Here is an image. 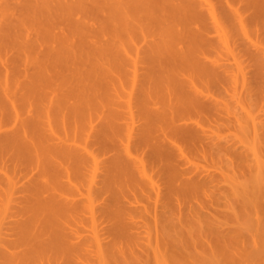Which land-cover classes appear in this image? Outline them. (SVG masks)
Masks as SVG:
<instances>
[{
    "label": "rangeland",
    "instance_id": "1",
    "mask_svg": "<svg viewBox=\"0 0 264 264\" xmlns=\"http://www.w3.org/2000/svg\"><path fill=\"white\" fill-rule=\"evenodd\" d=\"M0 264H264V0H0Z\"/></svg>",
    "mask_w": 264,
    "mask_h": 264
},
{
    "label": "bare ground",
    "instance_id": "2",
    "mask_svg": "<svg viewBox=\"0 0 264 264\" xmlns=\"http://www.w3.org/2000/svg\"><path fill=\"white\" fill-rule=\"evenodd\" d=\"M211 11H212V10H211ZM211 11H210V12H211ZM211 14H212V12H211ZM213 16H214V15H213ZM212 18H213V17H212ZM213 19H215V18H213ZM222 37H223V36H222ZM222 37H221V41H222ZM223 39H224V37H223ZM224 40H225V39H224ZM218 41H219V40H218ZM226 41H228V40H226ZM223 43H224V41H223ZM224 44H226V42H225ZM213 64H214V63H213ZM204 65H206V64H204ZM211 65H212V64H211ZM211 65H210L209 67H212ZM218 65H219V64H218ZM224 69H225V68H224ZM211 70H212V69H211ZM211 70H210V71H211ZM134 71H135V70H134ZM213 71H215V69H214ZM204 72H206V70H205ZM240 74H241V73H240ZM237 75H238V74H237ZM233 76H234V75H233ZM238 76H239V75H238ZM234 78H235V77H234ZM237 78H239V77H237ZM236 80H237V79H236ZM242 80H243V79H242ZM242 80H241V81H242ZM234 81H235V79H234ZM239 83H241V82H239ZM239 83H238L237 85H239ZM235 84H236V83H235ZM3 93H4V91H3ZM4 97H5V96H4V94H3V98H4ZM140 98H141V97H140ZM4 99H6V97H5ZM139 100H140V99H139ZM139 103H140V102H139ZM196 103L199 104L198 102H196ZM5 104H6V103H5ZM7 105H8V103H7ZM4 106H5V105H4ZM196 106H197V105H196ZM199 106H200V104H199ZM202 106H203V104H202ZM254 123H255V122H254ZM254 123H253V124H254ZM254 125H255V124H254ZM7 144H9V141H8ZM94 161H95V160H94ZM94 161H93V162H94ZM137 165H138V164H137ZM138 167H140V166H138ZM138 167H137V168H138ZM137 168H136V169H137ZM142 168H143V165H142ZM143 169H144V168H143ZM137 170H138V169H137ZM144 170H145V169H144ZM139 171H140V170H139ZM140 173H141V172H140ZM140 173H139V174H140ZM143 173H144V172H143ZM141 174H142V173H141ZM141 174H140V177H142ZM142 179H143V178H142ZM147 182H148V180H147ZM153 185H154V184H153ZM153 185H152V186H153ZM155 185H157V184H155ZM153 189H154V188H153ZM157 190H158V189H157ZM157 193H158V192H157ZM49 196H52V195H49ZM49 196H48V198H49ZM51 198L53 199V197H50L49 199H51ZM54 199H55V198H54ZM54 199H53V200H54ZM86 200H87V199H86ZM48 201H49V200L47 199L46 202H48ZM54 201H56V200H54ZM52 202H53V201H52ZM52 202H51V204H54V203H52ZM57 203H58V202H57ZM45 204H48V203H45ZM55 204H56V202H55ZM58 204H60V203H58ZM64 204H65V203H64ZM64 204L62 203L63 206H66V205H67V204H65V205H64ZM49 205H50V204H49ZM60 205H61V204H60ZM62 205H61V206H62ZM90 205H91V204H90ZM54 206H56V205H54ZM54 206L51 205L50 207H54ZM74 206H75V205H74ZM74 206H72V207H74ZM48 207H49V206H48ZM65 208H66V207H65ZM67 208H68V207H67ZM126 215H127V214H126ZM65 237H66V239H67L68 236L65 235ZM66 239H65V240H66ZM91 239H92V238H91ZM67 240H68V239H67ZM67 240H66V241H67ZM72 241H73V240H71L70 242H72ZM97 241H98V240H97ZM97 241H96V243L99 242V241H98V242H97ZM81 242H82V241H81ZM81 242H80V243H81ZM83 242H84V240H83ZM92 242H93V241H92ZM72 243H73V242H72ZM77 243H79V241H78ZM77 243L75 242L74 245H78ZM69 244H70V243H69ZM69 244H68V245H69ZM85 244H86V247H87V245H92V244H87V241H86ZM74 245H73V246L70 245V246H71V247H74ZM66 246H67V242H66ZM83 246H84V243H83ZM95 246H96V245H95ZM71 247H70V249H71ZM77 247H79V246H77ZM84 247H85V246H84ZM84 247H83V250H84ZM88 247H89V246H88ZM88 247H87V248H88ZM68 248H69V247H68ZM75 248H76V247H75ZM87 248H85V250H86ZM72 250H74V249L72 248L71 251H72ZM80 250H81V249H80ZM68 251H69V249H68ZM74 251H76V250H74ZM74 251H73V252H74ZM77 251H78V250H77ZM81 251H82V250H81ZM81 251H79V253H80ZM73 252H71V254H72ZM67 253H69V255H71L70 252H67ZM74 253H77V252H74ZM74 253H73V254H74ZM82 253H83V252H82ZM84 253H85V252H84ZM69 255H68V256H69ZM71 256H72V255H71ZM75 256H76V255H75ZM70 258H71V257H70ZM76 258H77V257H76ZM73 259H75L74 256H73L72 260H73ZM73 261H74V260H73Z\"/></svg>",
    "mask_w": 264,
    "mask_h": 264
}]
</instances>
